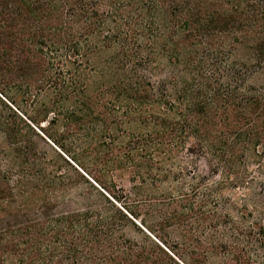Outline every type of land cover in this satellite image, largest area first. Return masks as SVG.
Instances as JSON below:
<instances>
[{
	"label": "trees",
	"instance_id": "trees-1",
	"mask_svg": "<svg viewBox=\"0 0 264 264\" xmlns=\"http://www.w3.org/2000/svg\"><path fill=\"white\" fill-rule=\"evenodd\" d=\"M0 137V264H264V0H0Z\"/></svg>",
	"mask_w": 264,
	"mask_h": 264
},
{
	"label": "rangeland",
	"instance_id": "rangeland-1",
	"mask_svg": "<svg viewBox=\"0 0 264 264\" xmlns=\"http://www.w3.org/2000/svg\"><path fill=\"white\" fill-rule=\"evenodd\" d=\"M167 81V66L163 64H158L154 68V71L151 76V82L157 87L161 84H165ZM252 79L249 80V85H251ZM5 146L3 139L0 137V149ZM173 164L170 163L171 166L174 167L176 173L179 175L180 179L178 180L177 187L184 186V185H191L193 183H202L205 188H222L220 197L218 198L219 204H224L227 207L223 210H220L221 213H230V219L233 223H238L240 218V212L244 210V204L246 201V190L244 189H236L230 187V185L226 187H220L221 184V168L217 166L216 162L211 159L206 153L199 150L197 143L194 141L193 138H188L185 144L183 145L182 149L179 151L178 154L174 156ZM72 165V164H71ZM73 166V165H72ZM81 175L84 176L83 171L73 166ZM68 168H64L63 170L66 173ZM255 167H252L250 170H254ZM62 170V171H63ZM67 173V177L73 180H76L80 183V180L77 179L74 174H72L71 170ZM180 172V173H179ZM256 179L257 176L253 175ZM87 178V177H86ZM262 178H257V181H261ZM79 180V181H78ZM91 182V181H90ZM115 186L121 190H123L127 195L130 193V184L126 176H123L121 179H115ZM81 192H86L84 186H79L73 192L69 194V197L66 198L65 202L61 203L59 208L56 210L57 212L70 210L73 208L71 206V202L75 201V198L81 194ZM234 205V211L227 210V205ZM1 207H5V203H0ZM233 207V206H232ZM230 211V212H229ZM237 211V212H235ZM139 220L136 224L139 225ZM149 223V222H148ZM149 226V225H148ZM150 227V226H149ZM240 227H244L246 229L247 225H242ZM171 241L176 242L174 236L171 237ZM261 258H264L263 254Z\"/></svg>",
	"mask_w": 264,
	"mask_h": 264
}]
</instances>
